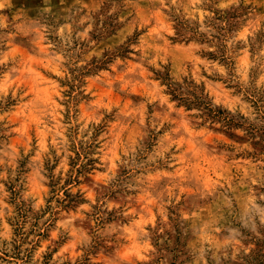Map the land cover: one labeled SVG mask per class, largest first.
<instances>
[{"label":"rangeland","instance_id":"1","mask_svg":"<svg viewBox=\"0 0 264 264\" xmlns=\"http://www.w3.org/2000/svg\"><path fill=\"white\" fill-rule=\"evenodd\" d=\"M262 145L264 0H0V264H264Z\"/></svg>","mask_w":264,"mask_h":264},{"label":"trees","instance_id":"2","mask_svg":"<svg viewBox=\"0 0 264 264\" xmlns=\"http://www.w3.org/2000/svg\"><path fill=\"white\" fill-rule=\"evenodd\" d=\"M187 25L184 21L178 20V33L180 36H186L187 34ZM222 50V49H220ZM222 56H225L224 51ZM218 53V52H217ZM214 54V53H213ZM216 54V53H215ZM163 80L166 82L170 94L174 98L179 99L183 104H185L187 107L190 106H196L202 111V116L206 119H211L212 121H218L222 123V126L226 127L227 129H231L234 127H241L242 124L245 123L244 117L242 116H235L231 114L226 109H222L220 107H215L210 100H208L203 94L196 91V88L193 86V82H187V85L189 88L187 90L184 89V86L182 84H174L170 81V76L165 75L163 76ZM251 129L252 126H249ZM250 133H253V131H249ZM229 136L231 137H237L235 133L228 132ZM257 143H254V146H256ZM257 148V147H256ZM261 150H264V145L260 147Z\"/></svg>","mask_w":264,"mask_h":264}]
</instances>
